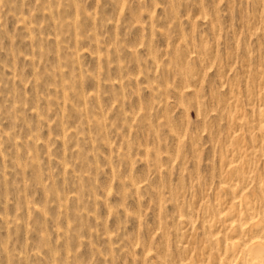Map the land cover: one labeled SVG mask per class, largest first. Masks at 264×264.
<instances>
[{
	"label": "rangeland",
	"instance_id": "1",
	"mask_svg": "<svg viewBox=\"0 0 264 264\" xmlns=\"http://www.w3.org/2000/svg\"><path fill=\"white\" fill-rule=\"evenodd\" d=\"M255 251L264 0H0V264Z\"/></svg>",
	"mask_w": 264,
	"mask_h": 264
},
{
	"label": "bare ground",
	"instance_id": "2",
	"mask_svg": "<svg viewBox=\"0 0 264 264\" xmlns=\"http://www.w3.org/2000/svg\"><path fill=\"white\" fill-rule=\"evenodd\" d=\"M256 252V251H255ZM254 253V252H253ZM262 253V252H261ZM252 255V254H251ZM249 257V256H248ZM252 258V257H251ZM253 262L255 263H259L262 260H264V254H260L259 251H257L256 253L253 254Z\"/></svg>",
	"mask_w": 264,
	"mask_h": 264
}]
</instances>
